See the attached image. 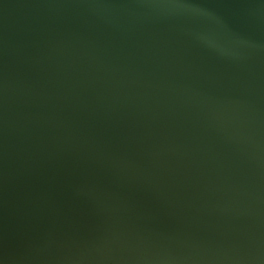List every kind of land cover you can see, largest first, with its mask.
<instances>
[{
  "label": "water",
  "instance_id": "water-1",
  "mask_svg": "<svg viewBox=\"0 0 264 264\" xmlns=\"http://www.w3.org/2000/svg\"><path fill=\"white\" fill-rule=\"evenodd\" d=\"M0 264H264V0H0Z\"/></svg>",
  "mask_w": 264,
  "mask_h": 264
}]
</instances>
